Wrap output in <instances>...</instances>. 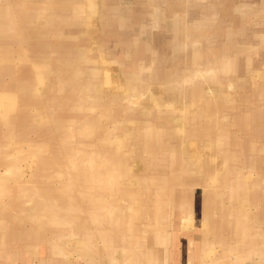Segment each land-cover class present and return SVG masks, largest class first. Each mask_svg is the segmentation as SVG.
<instances>
[{
    "label": "rangeland",
    "instance_id": "1",
    "mask_svg": "<svg viewBox=\"0 0 264 264\" xmlns=\"http://www.w3.org/2000/svg\"><path fill=\"white\" fill-rule=\"evenodd\" d=\"M176 244L264 264V0H0V264Z\"/></svg>",
    "mask_w": 264,
    "mask_h": 264
},
{
    "label": "crops",
    "instance_id": "2",
    "mask_svg": "<svg viewBox=\"0 0 264 264\" xmlns=\"http://www.w3.org/2000/svg\"><path fill=\"white\" fill-rule=\"evenodd\" d=\"M178 246V247H177ZM180 245L176 244L174 251L169 255L165 264H194L196 254L190 250L189 254L181 251Z\"/></svg>",
    "mask_w": 264,
    "mask_h": 264
}]
</instances>
